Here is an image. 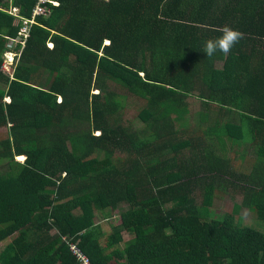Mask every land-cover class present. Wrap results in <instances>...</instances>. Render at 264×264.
Here are the masks:
<instances>
[{
    "label": "trees",
    "instance_id": "obj_1",
    "mask_svg": "<svg viewBox=\"0 0 264 264\" xmlns=\"http://www.w3.org/2000/svg\"><path fill=\"white\" fill-rule=\"evenodd\" d=\"M55 1L0 0V264H264V0Z\"/></svg>",
    "mask_w": 264,
    "mask_h": 264
},
{
    "label": "rangeland",
    "instance_id": "obj_2",
    "mask_svg": "<svg viewBox=\"0 0 264 264\" xmlns=\"http://www.w3.org/2000/svg\"><path fill=\"white\" fill-rule=\"evenodd\" d=\"M9 13H13V15H15V16H17L18 17V12L17 11H15V9L14 8H11L10 10H9ZM21 19V18H20ZM25 22H26V20L25 19H21V24H22V26H21V36H22V34H23V36L24 37H27V34H28V32H29V30H30V27H26V25H25ZM26 29V30H25ZM25 32V33H24ZM11 43V42H10ZM10 43H9V45H10ZM50 46L51 45H48V47L50 48ZM13 48V47H12ZM9 56V55H8ZM7 56V58H5L4 59V64H3V67H2V70H3V72H4V74H6V75H11L12 73H13V66H10L11 65V59H10V56L8 57ZM13 64V63H12ZM47 79V78H46ZM121 92H122V90H120ZM119 91V94H122L121 92ZM95 92H97V91H95ZM3 102H8V99H5ZM138 104V105H137ZM141 103H140V101H138L137 99H129L128 100V103H127V107H130V108H132V107H135L136 105L137 106H139ZM199 106H198V104L197 103H192L191 105H190V110L192 111V112H194L197 108H198ZM132 110H134V109H130L129 111H132ZM189 115H191V114H189ZM191 120V123H192V118L190 119ZM136 126H140V123L139 122H137L136 123ZM7 132H8V130H7V127H0V140L1 139H4L5 137H6V135H7ZM245 150H246V155H245V157H246V159H247V157L248 158H254V156H253V152H252V150H250V148H249V146H246L245 147ZM187 152H188V150H184V154H187ZM231 156H232V154H231ZM238 157L239 156H236L235 158H234V160H233V162H232V164L234 165V167L233 168H235V166L239 163V160H238ZM14 160L15 161H18L16 158H14ZM24 160V159H23ZM22 161V160H21ZM246 161V160H245ZM22 162H24V161H22ZM245 163V162H244ZM241 164V163H240ZM246 165V167H247V163L245 164ZM238 169H239V167L237 168V172H238ZM3 169L1 168V171H2ZM243 173H246V171H243ZM241 198H242V196H241V194H237V197L236 198H232L231 196H229V195H227V196H225L224 198H219V197H217L216 199H215V201H214V204H213V206L210 208V214L212 213V215H211V217L213 218L214 217V215H219V217H220V215H224V214H226V213H230L231 212V210H232V207H233V205L234 204H238V203H240L241 202ZM239 215H241V217L243 218V223H246V224H248L249 222H250V219L248 218V214H247V211L244 209V208H241L240 210H239ZM106 225V227H107V223L106 224H104V226ZM106 229V228H105ZM132 239H131V237L128 235V234H126V233H124L123 235H122V247L124 248V247H128L129 245H131V243H132ZM1 248V247H0Z\"/></svg>",
    "mask_w": 264,
    "mask_h": 264
},
{
    "label": "built area",
    "instance_id": "obj_3",
    "mask_svg": "<svg viewBox=\"0 0 264 264\" xmlns=\"http://www.w3.org/2000/svg\"><path fill=\"white\" fill-rule=\"evenodd\" d=\"M48 2L53 4V5L57 4L56 2H54L52 0H38V4L34 8V12H33L32 18L30 20L25 19L26 20V22H25L26 27L27 26L30 27V25H32L35 22V17L36 16H38V15H47L48 14V7L46 5ZM15 11H17V9H15ZM20 32H21V30H20ZM20 36H21V33H20ZM21 37H24L23 34H22ZM21 37L18 38V39H15V40H9L8 41V49H9V51L4 55V59L7 58L8 55L10 56V59L12 61L10 66H13L15 64V60H14L15 57H17V59H18V57H20V53H18L17 56H16V54L12 51V49L15 47L16 44L24 42V41H22ZM24 38H26V37H24ZM9 43H10V45H9ZM22 45H24V43ZM3 64H4V62H3ZM72 251H73L75 257L80 262H82L83 264H91L90 260L86 257V255L81 250H79L77 247H73Z\"/></svg>",
    "mask_w": 264,
    "mask_h": 264
},
{
    "label": "clouds",
    "instance_id": "obj_4",
    "mask_svg": "<svg viewBox=\"0 0 264 264\" xmlns=\"http://www.w3.org/2000/svg\"><path fill=\"white\" fill-rule=\"evenodd\" d=\"M52 1L56 2L55 0H52ZM48 4H51V3L48 2L46 4L48 7V13H49L50 8ZM51 5L57 6L58 3L56 5H53V4ZM240 35L241 33H239L238 31L225 27L220 37H217L214 41L209 40L205 42V45H204L205 55L211 57L217 51L225 52V53L228 52L230 48L235 44V42L239 39ZM17 157L18 156H16L15 158L17 159ZM18 162H22V161H18Z\"/></svg>",
    "mask_w": 264,
    "mask_h": 264
},
{
    "label": "bare ground",
    "instance_id": "obj_5",
    "mask_svg": "<svg viewBox=\"0 0 264 264\" xmlns=\"http://www.w3.org/2000/svg\"><path fill=\"white\" fill-rule=\"evenodd\" d=\"M17 159H18V160H20V161H21V160H22V161H24V160H25L24 156L17 157ZM23 159H24V160H23Z\"/></svg>",
    "mask_w": 264,
    "mask_h": 264
}]
</instances>
